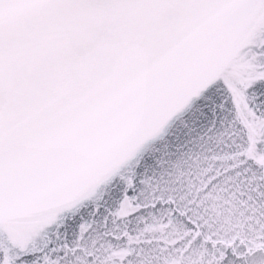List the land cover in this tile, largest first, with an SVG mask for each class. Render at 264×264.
Instances as JSON below:
<instances>
[{
    "label": "snow or ice",
    "instance_id": "1",
    "mask_svg": "<svg viewBox=\"0 0 264 264\" xmlns=\"http://www.w3.org/2000/svg\"><path fill=\"white\" fill-rule=\"evenodd\" d=\"M0 264H264V0H0Z\"/></svg>",
    "mask_w": 264,
    "mask_h": 264
}]
</instances>
